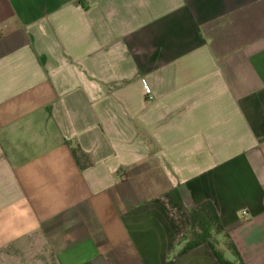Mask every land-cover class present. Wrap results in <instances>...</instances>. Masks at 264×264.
<instances>
[{
  "label": "crops",
  "instance_id": "crops-1",
  "mask_svg": "<svg viewBox=\"0 0 264 264\" xmlns=\"http://www.w3.org/2000/svg\"><path fill=\"white\" fill-rule=\"evenodd\" d=\"M207 201L264 264V0H0V264H219Z\"/></svg>",
  "mask_w": 264,
  "mask_h": 264
},
{
  "label": "trees",
  "instance_id": "trees-1",
  "mask_svg": "<svg viewBox=\"0 0 264 264\" xmlns=\"http://www.w3.org/2000/svg\"><path fill=\"white\" fill-rule=\"evenodd\" d=\"M70 153L79 169L87 165L85 157L76 146L70 149ZM187 212L189 227L180 238L179 242L184 244L180 253L184 254L199 245H206L219 264H244L211 202L192 206ZM223 250L229 252L232 261L225 258Z\"/></svg>",
  "mask_w": 264,
  "mask_h": 264
}]
</instances>
